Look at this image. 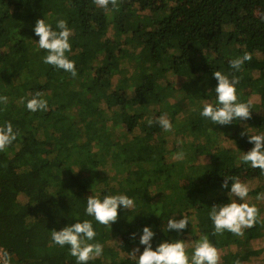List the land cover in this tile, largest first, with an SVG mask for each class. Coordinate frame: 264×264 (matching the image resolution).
<instances>
[{"label":"trees","instance_id":"1","mask_svg":"<svg viewBox=\"0 0 264 264\" xmlns=\"http://www.w3.org/2000/svg\"><path fill=\"white\" fill-rule=\"evenodd\" d=\"M119 17L124 23L116 22ZM39 19L57 31L59 20L67 22L72 35L66 55L75 61L76 77L44 63L48 53L39 48L34 33ZM126 46L132 47L133 55L125 52ZM244 53L252 55L251 61L239 71L233 69L230 62ZM124 58L128 64L122 70L134 67L127 75L132 83L123 79L114 84L116 73L111 69ZM215 71L239 78L238 101H251V119L219 125L200 115L205 104H216ZM178 75L191 76L204 87L197 99L185 94V86L183 99L204 104L189 109L190 120L169 113L172 131L149 130L146 112L172 95L178 98L173 84ZM262 90L264 0H134L127 6L117 0L107 9L94 0H0V97H7V103L0 101V126L11 122L19 133L0 152V246L10 256L9 264H77L69 246L53 242L51 231L84 220H90L97 233L90 243L103 245V254L88 264H137L145 246L140 244L137 257L123 254L124 248L139 243L130 241L132 234L137 238L145 226L155 233L153 250L155 243L199 242L207 236L220 254L219 264H241L259 256L262 250L250 249L249 244L264 230V218L244 229L243 236L229 231L214 235L209 212L214 205L232 201L222 192L225 178L230 185L234 178L246 177L253 185L249 194L258 195L264 192V172L240 160L232 166L199 165L197 150L176 160L180 151L169 144L181 135L186 137L185 147L188 138L202 134L233 139L241 146L247 132L264 133ZM37 92L48 102V110L39 117L26 107ZM64 93L73 94V99L65 100ZM253 96L259 102L250 100ZM163 112L157 109L154 116ZM242 145L241 156L254 147L249 142ZM154 162L162 166L154 167ZM174 162L183 165L174 171ZM168 172L175 174L176 182L163 186ZM179 179L187 182L178 183ZM215 187L216 194L209 196L207 188ZM119 194L133 199L134 206H121L111 228L86 214L88 196L102 200ZM183 215L190 221L187 229H167L170 218ZM192 222L206 225L190 231Z\"/></svg>","mask_w":264,"mask_h":264},{"label":"clouds","instance_id":"2","mask_svg":"<svg viewBox=\"0 0 264 264\" xmlns=\"http://www.w3.org/2000/svg\"><path fill=\"white\" fill-rule=\"evenodd\" d=\"M95 4L107 9L109 4L113 7L117 5V0H94ZM57 30L52 26L39 19L34 27V33L39 37L38 45L40 49L46 50L47 55L44 57V63L62 69L70 73L73 77L77 76L75 61L70 60L66 53L71 51L70 37L72 30L67 26L63 19L59 20L56 25ZM252 55L244 53L242 57L233 59L231 67L239 71L246 61H251ZM218 81L215 88L216 104H205L200 115L209 119L214 124L229 125L234 120H249L252 117L251 101L244 103L238 101L237 84L239 78L233 76L231 79L221 71H215L213 74ZM0 101L7 103V97H0ZM27 109L30 112L47 111L48 102L42 98V93L36 95L27 101ZM156 123L166 132L172 131L173 125L167 116H160ZM152 124V121H149ZM245 133H241L244 135ZM248 142L254 144L249 151L241 156V161L250 164L254 169H260L264 172V133L252 134L248 132ZM19 133L14 131L11 122H5L0 126V152L5 151L8 146L17 139ZM185 153L178 152L174 159L183 160ZM229 179L225 178L222 188H228ZM250 188L247 183L241 182L234 178L229 195L238 199H233L230 203L223 205H214L209 212L210 219L214 224V235L222 234L229 231L236 236H243L244 229L252 228L259 220V209L255 204H249ZM257 200L264 199V193L256 197ZM123 206L125 209H131L134 206L133 199L127 195H106L101 200L97 196H88L86 214L94 217L101 225L106 227L112 226L118 220V209ZM189 220L183 215L182 219L176 220L170 218L167 223L168 230L183 232L189 225ZM97 233L93 228L90 220L83 222L77 221L63 229L51 231L53 242L61 247L65 245L70 247V255L75 257L77 264H88L90 260L100 257L103 254V245L100 243H90L96 237ZM155 233L150 227L143 228V234L140 236L139 243L144 245L142 254L138 256L137 264H219L220 254L217 248L210 242L207 236L200 239L195 244L194 250L189 256L187 246L184 241L176 240L175 242L165 241L160 243L153 250L152 240ZM136 234H132L135 239ZM139 248L133 249L130 256L137 257L136 253ZM3 264H9L10 256L5 253ZM236 264H240L239 261Z\"/></svg>","mask_w":264,"mask_h":264},{"label":"rangeland","instance_id":"3","mask_svg":"<svg viewBox=\"0 0 264 264\" xmlns=\"http://www.w3.org/2000/svg\"><path fill=\"white\" fill-rule=\"evenodd\" d=\"M121 1H122V3L125 6H127V4L130 1H134V0H121ZM116 22L119 23V24L124 23L123 17L117 18ZM171 43H174V42L171 41ZM228 48H229L228 50L230 52L233 51L232 47L228 46ZM124 49H125V52L127 51L129 56L133 55V52H131V50H132L131 46L130 47L126 46V47H124ZM129 58H131V57H129ZM117 64H118L117 68L115 67L114 69H111V72L113 74L116 73L114 75V77H115L114 84L118 83V82H121V80L123 82V79H125L124 83L131 84L132 80L129 77H127V75H128L129 72L134 71V67L130 66L127 69H123L122 70L123 65H127L128 64V61L125 58L122 59ZM118 71H121V73H119ZM167 77H170V79L173 80L172 75L170 76V74H168ZM189 77H191V76H189ZM189 77L188 76H183V75H178L174 79V81H173V84H174V87H175L174 91H175V94H179V95H177L178 98L172 95V97L170 98V100L167 103H165L164 105H158L159 108L156 105H152V106L150 105L151 109L149 110V113L146 112V115H145V119H146V121L148 123V129L149 130L155 129V131H156L158 128H161L158 125V123H156L157 119L160 116H165V115L169 119V116H168L169 113H175V114L179 115V119L186 118V119L190 120V117H191L192 114H190V112H189L190 110L189 109L195 108V110H197V105L200 104L201 102L203 103L202 100L201 101L194 100V99L191 100L190 98H184L183 99L184 95H183L182 89H184L185 86L188 87V89L185 90V94L187 96L192 95V96H194L197 99H201L202 96H203L204 87L197 85L196 80H191ZM188 80H189V82H191L190 84H188ZM131 86H133V85H131ZM244 92L245 93H249L250 92L249 88H245ZM262 94L264 96V90H262ZM73 96H74L73 94H70V93L69 94H65L64 93L65 100L70 101L71 99H73ZM250 100L258 101V98L253 96V97L250 98ZM72 104L73 103L70 102L69 106H71ZM157 109H160V112H163V111L164 112L161 115H159V116H154V112H157ZM116 111H118V109ZM42 112L43 111H37L36 115H38V117H39L40 114H42ZM149 121H152L151 125L149 124ZM91 130H92V127L88 126L87 135L90 134ZM214 134L215 133H213V135ZM179 135H180V131H179ZM185 139H186V137L183 138V136L180 135V137L178 139L176 138V140L174 141L173 144H171V143L169 144V148L170 147L172 148V145H176L178 151H183L185 153L184 157L194 155L196 150H197L198 154H200V155L199 156L197 155L198 157L195 160L199 163V165H201L202 162H203V163L210 164L211 166L217 165L218 163H220L222 166H225V165H228V164L232 166L233 163H235V160H237V162H238V160L241 161V159H240L241 155H239L240 153H243L242 150H241V146H243L242 144H245V143L248 142L247 138H242L241 139V146H238L237 143L234 142L233 139H226L225 138V140L222 141V138L220 136H217V135H214V137L213 136H209L208 138H205L202 134H196V135H194V139L191 140V138H188L189 139L188 140V146L184 147ZM192 143H194V144H192ZM194 145H197V146L195 147ZM213 146L217 147V148L219 146V149L218 150H217V148L213 149L214 148ZM126 147H127L126 144H122V146L120 148L126 149ZM183 147H184V150H182ZM223 147H224V149H223ZM138 152H139L138 150H134L132 153H133V155L138 156V155H136V154H138ZM174 153H176V152L173 151L170 155L172 156V154H174ZM128 156L131 157V153ZM126 159H127V156L125 157L124 160H126ZM165 161H167V160H165ZM177 162H174L175 164H177V165H174L175 166V169L173 168L174 171L177 170L179 167H181L183 165V164L180 165L181 162L180 163H177ZM153 166L154 167H158V166H162V165H160V162H154ZM111 175H112L113 178L114 177L116 178L115 173L111 174ZM239 180L244 182V183H247L249 188H250V190L253 188V185L251 184V181L246 180V177H244V176L240 177ZM114 181H118L116 183V185H119L120 178H116ZM171 181L172 182H176V176H175V174L170 175L169 172H168V174H166V176L161 181V183H162L163 186H167ZM186 182H187L186 179H179V181H178V183H181V184L186 183ZM230 186H231V184L229 185L228 188L222 189V192L229 193ZM215 189H217V188L216 187L215 188H210V189L207 188V194L209 196H213L214 194H216ZM220 190H221V188H219L217 191H220ZM229 196H230L231 200L238 199V198H236L234 196H231V195H229ZM256 197H257L256 194H249L247 202L250 205L251 204H255L258 207V209H259V217L260 218H264V199L257 200ZM202 210L204 211L205 208L202 209ZM164 217H166V215H164ZM195 223L192 222V224L190 225V231L195 230V232H197V228L198 227L204 228L205 225H206L204 222H201L200 224H198L199 226L197 224H195ZM141 235H142V233H141ZM141 235H137V238H135V239L132 238L130 241L134 242V240H138V242H139ZM196 243H198V242L192 241L191 239L185 241V244L187 246V252H188L189 256H191ZM153 245H155V247H157L156 243L153 244ZM139 247H141L140 243H138V244L136 243L135 245L128 244V247L125 246L124 249H126V252H124L123 254L131 253L133 251V249L139 248ZM234 248H235V246L232 247L233 250H234ZM249 248L250 249H261L262 252H261V254L259 256L252 257L249 261L242 262L241 264H264V230H262L261 235L258 238L251 240V242L249 244ZM243 250H245L244 247L241 248V251H243Z\"/></svg>","mask_w":264,"mask_h":264},{"label":"built area","instance_id":"4","mask_svg":"<svg viewBox=\"0 0 264 264\" xmlns=\"http://www.w3.org/2000/svg\"><path fill=\"white\" fill-rule=\"evenodd\" d=\"M3 256H4V251L3 248L0 246V264H3Z\"/></svg>","mask_w":264,"mask_h":264}]
</instances>
